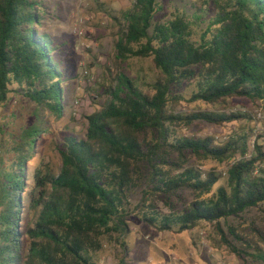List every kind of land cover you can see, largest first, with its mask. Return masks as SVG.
I'll return each instance as SVG.
<instances>
[{"label":"trees","instance_id":"16d2710c","mask_svg":"<svg viewBox=\"0 0 264 264\" xmlns=\"http://www.w3.org/2000/svg\"><path fill=\"white\" fill-rule=\"evenodd\" d=\"M127 1L131 8L111 15L114 64L151 58L153 78L122 72L100 85L106 100L85 117V133H60L59 172L39 167L31 184L29 158L46 114L66 112V66L53 36L38 28L46 0H0V105L21 95L42 123L23 130L24 154L0 170V264H97L94 255L111 245L122 254L116 264H128L133 216L159 232L210 224L219 246L264 264V227L229 222L264 213V145L251 143L254 115L234 102L264 106V0H214L205 27L203 13L162 22L159 0ZM194 122H238L240 130L224 141L189 135ZM209 160L225 169H205Z\"/></svg>","mask_w":264,"mask_h":264},{"label":"rangeland","instance_id":"374dc122","mask_svg":"<svg viewBox=\"0 0 264 264\" xmlns=\"http://www.w3.org/2000/svg\"><path fill=\"white\" fill-rule=\"evenodd\" d=\"M161 10L155 20L165 22L172 19L178 12L187 10L188 14L203 13L206 23L215 12L214 0H159ZM204 7V12L198 11V6ZM49 8L43 12L44 25H38L42 31L49 32L59 45L56 55L66 66L65 100L66 112L62 119L50 113L46 114L45 132L37 140L35 153L29 158V177L33 184L35 169L46 165L57 174L61 167L59 148L62 144L60 133L67 127L80 134L87 128L86 116L101 108L106 97L97 96L100 85L114 82L119 73L130 77L146 76L153 78V63L151 58H129L125 62L114 64V32L115 23L111 15H120L131 8L127 0H46ZM84 18L79 35L73 34L72 27L78 18ZM111 68V70H110ZM85 69L95 76L94 82H88L84 77ZM115 83V82H114ZM193 87H190V92ZM94 97H98L94 99ZM82 100L80 106L74 105L75 100ZM237 108L247 110L254 115L250 127L254 128L256 140L264 145V106L253 105L246 99L236 98ZM100 103V104H98ZM205 108V105H203ZM36 104L21 95L13 96L7 104L0 105V170H9L22 156L17 144L20 143L23 130L42 123L36 122ZM261 113V117L258 116ZM238 122L215 125L207 122H194L185 132L189 135L216 136L222 141L239 132ZM218 167L224 170V165L209 160L204 168ZM226 176L220 183H224ZM28 189L25 203L29 204ZM186 200L192 195L185 192ZM141 198L139 190L133 197L137 203ZM25 213L24 224L30 219ZM132 233L128 238L130 252L128 264H256L250 260L240 259L231 254L225 247L219 246L218 235L210 224L203 223L194 230L182 233L159 232L133 216L130 220ZM231 224L248 227L250 223H258L264 227V213L261 209H251L240 218H231ZM97 264H116L122 254L115 245L107 246L94 255Z\"/></svg>","mask_w":264,"mask_h":264},{"label":"built area","instance_id":"2783aa9c","mask_svg":"<svg viewBox=\"0 0 264 264\" xmlns=\"http://www.w3.org/2000/svg\"><path fill=\"white\" fill-rule=\"evenodd\" d=\"M84 23H85L84 18H81V17L78 18L76 20L75 25L72 27L73 34L79 35L81 33L82 26L84 25ZM83 76L88 78V82H90V83L94 82V80H95V76L91 75V73L87 69H85ZM80 104H83L82 100H78L77 99V100L74 101V105L80 106ZM258 116L261 117V113H258Z\"/></svg>","mask_w":264,"mask_h":264}]
</instances>
